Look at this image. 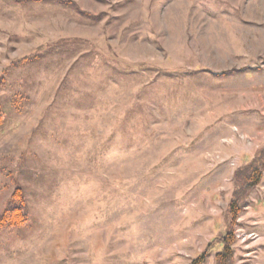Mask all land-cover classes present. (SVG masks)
Instances as JSON below:
<instances>
[{
  "label": "rangeland",
  "instance_id": "rangeland-1",
  "mask_svg": "<svg viewBox=\"0 0 264 264\" xmlns=\"http://www.w3.org/2000/svg\"><path fill=\"white\" fill-rule=\"evenodd\" d=\"M58 1L0 0V76L66 50L6 77L31 105L0 133V213L19 188L31 222L0 264H189L264 145V0ZM233 230V264H264V174Z\"/></svg>",
  "mask_w": 264,
  "mask_h": 264
},
{
  "label": "trees",
  "instance_id": "trees-1",
  "mask_svg": "<svg viewBox=\"0 0 264 264\" xmlns=\"http://www.w3.org/2000/svg\"><path fill=\"white\" fill-rule=\"evenodd\" d=\"M45 1V0H44ZM43 0H32L35 3L44 2ZM47 1V0H46ZM49 3L54 5L64 6L63 2L59 3L58 0H50ZM76 9V8H75ZM89 18V17H88ZM76 42V41H75ZM65 46H45L37 49L31 56L25 57L17 62H11L6 68L2 70L0 76V133L3 132L11 123L12 118L20 116L28 111L31 105V98L28 94L30 88L24 78L16 90H9L6 93V77L15 72L17 69L24 67V69L33 66L35 63L66 52ZM61 55V54H59ZM214 77H222L224 73H210ZM264 174V145L258 148L252 160L246 165L236 169L233 175V190L231 199L226 210V231L219 238H215L208 247L212 248L213 245L220 244L222 249L215 254V264H233L235 243V236L233 226L238 219L243 206H245L250 194L260 184ZM31 222V216L28 211L27 200L19 188L15 189L4 209L0 213V231L8 233H17L21 231ZM208 249L210 251L211 249ZM208 251L202 253L196 259L192 260L189 264H205Z\"/></svg>",
  "mask_w": 264,
  "mask_h": 264
}]
</instances>
